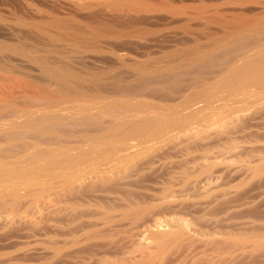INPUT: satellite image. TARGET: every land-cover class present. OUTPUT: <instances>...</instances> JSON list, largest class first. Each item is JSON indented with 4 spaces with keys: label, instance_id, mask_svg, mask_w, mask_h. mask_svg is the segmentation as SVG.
<instances>
[{
    "label": "bare ground",
    "instance_id": "6f19581e",
    "mask_svg": "<svg viewBox=\"0 0 264 264\" xmlns=\"http://www.w3.org/2000/svg\"><path fill=\"white\" fill-rule=\"evenodd\" d=\"M251 93L264 97V0H0L1 205L14 214L50 182L83 181L99 149L124 154L88 165L92 179L120 177L139 138L199 131L205 106Z\"/></svg>",
    "mask_w": 264,
    "mask_h": 264
},
{
    "label": "rangeland",
    "instance_id": "374dc122",
    "mask_svg": "<svg viewBox=\"0 0 264 264\" xmlns=\"http://www.w3.org/2000/svg\"><path fill=\"white\" fill-rule=\"evenodd\" d=\"M256 94V100L251 93L248 100L205 106L208 112L214 107V115L205 108L200 113L208 114L206 120L194 116L191 125L199 131L178 128L170 140L149 148L139 138L145 146L124 151L130 173L119 177L115 168L110 178L95 182L90 168L96 174L124 154L99 149L92 155L97 159L81 167L87 172L80 170L91 180L83 175L74 184L50 182L51 192L31 196L40 208L31 207L30 196L16 214L0 202V264H264V97ZM18 188L23 193L26 186Z\"/></svg>",
    "mask_w": 264,
    "mask_h": 264
}]
</instances>
